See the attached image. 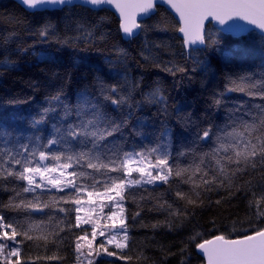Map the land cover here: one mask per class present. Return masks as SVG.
<instances>
[{
  "label": "trees",
  "instance_id": "trees-1",
  "mask_svg": "<svg viewBox=\"0 0 264 264\" xmlns=\"http://www.w3.org/2000/svg\"><path fill=\"white\" fill-rule=\"evenodd\" d=\"M156 9L125 40L107 9L0 0V264H203L202 242L264 230V36L209 23L187 52ZM119 184L125 242L107 248L78 210Z\"/></svg>",
  "mask_w": 264,
  "mask_h": 264
},
{
  "label": "water",
  "instance_id": "water-1",
  "mask_svg": "<svg viewBox=\"0 0 264 264\" xmlns=\"http://www.w3.org/2000/svg\"><path fill=\"white\" fill-rule=\"evenodd\" d=\"M29 12L59 10L81 5L93 10L107 9L120 21L125 40L136 37L141 22L156 8H166L179 23L184 49L204 48L206 26L224 34L241 37L252 31L264 36V0H14ZM43 157L42 161H45ZM203 264H264V230L249 236L227 239L217 236L197 246Z\"/></svg>",
  "mask_w": 264,
  "mask_h": 264
},
{
  "label": "rangeland",
  "instance_id": "rangeland-1",
  "mask_svg": "<svg viewBox=\"0 0 264 264\" xmlns=\"http://www.w3.org/2000/svg\"><path fill=\"white\" fill-rule=\"evenodd\" d=\"M169 142L166 141L156 152L157 158L159 162L162 163L164 159L167 157L170 152ZM126 166L128 167L130 172L139 173L145 176L146 182H159L161 179L158 178L164 177L165 173L163 170H157L155 173L153 170V163L149 160V158L143 157H131L127 160ZM47 168V167H46ZM46 170V169H45ZM57 179L61 180L60 175H56ZM155 180V181H154ZM126 184H119L116 187L110 188L108 192L103 194H96L95 192H91L88 196L81 202L79 206V210L81 215L80 219L82 222L86 220L95 221L96 234L98 236H102V240H100L101 245L104 247H109L110 244H113L119 247L122 243L125 242V230H123V205L121 202L120 191L124 189ZM108 203H110L111 213L108 212L107 207ZM104 221V224L102 223ZM104 225H106L104 227ZM2 229L4 227L0 225ZM94 227V228H95ZM110 227L109 230H106ZM106 230V231H104ZM15 251H12V254Z\"/></svg>",
  "mask_w": 264,
  "mask_h": 264
}]
</instances>
